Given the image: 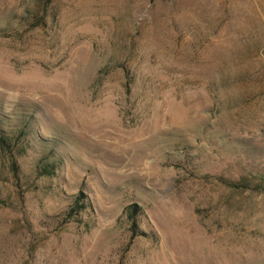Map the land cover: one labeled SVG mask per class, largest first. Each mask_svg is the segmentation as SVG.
Here are the masks:
<instances>
[{
    "label": "rangeland",
    "instance_id": "1",
    "mask_svg": "<svg viewBox=\"0 0 264 264\" xmlns=\"http://www.w3.org/2000/svg\"><path fill=\"white\" fill-rule=\"evenodd\" d=\"M0 129V264H264V0H0Z\"/></svg>",
    "mask_w": 264,
    "mask_h": 264
},
{
    "label": "trees",
    "instance_id": "2",
    "mask_svg": "<svg viewBox=\"0 0 264 264\" xmlns=\"http://www.w3.org/2000/svg\"><path fill=\"white\" fill-rule=\"evenodd\" d=\"M21 136L22 132L19 131L13 138H8L0 129V153L8 159V167L14 178H16L18 170L14 156H20L24 152V147H22V145L18 142ZM55 168V165L51 163L40 162L36 167V171L39 176H51L55 171ZM79 203L80 200L78 197H76L74 205L67 213V216L73 215V212L78 208L83 209L78 205ZM124 213L126 214L127 220L129 221L130 239L142 236L143 234L138 231L136 226V215L138 213V208L135 205L127 206L124 210Z\"/></svg>",
    "mask_w": 264,
    "mask_h": 264
}]
</instances>
